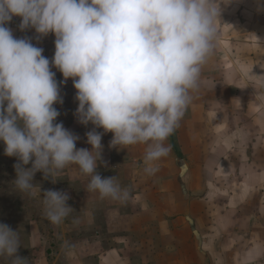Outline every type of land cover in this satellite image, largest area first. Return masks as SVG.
<instances>
[{
	"label": "clouds",
	"instance_id": "1",
	"mask_svg": "<svg viewBox=\"0 0 264 264\" xmlns=\"http://www.w3.org/2000/svg\"><path fill=\"white\" fill-rule=\"evenodd\" d=\"M238 2L0 0V141L5 155L18 161L15 188L34 195L37 172L56 183L55 177L74 165L90 177L88 193L126 201L129 190L117 177L97 171L103 135L113 133L110 147L118 150L143 145L144 171L155 172L171 151L166 141L203 82L202 68L218 43L221 5ZM14 16L22 18L21 31L55 34L51 61L29 38L14 37L6 26ZM50 65L62 72L64 82L73 78L79 102L75 115L81 124L94 126L86 133L91 150L78 149L80 137L56 122L60 113L54 105L63 98ZM41 195L44 215L54 225L74 211L66 191ZM20 247L18 230L0 223V258L27 264ZM262 257L264 243L246 252L244 261L255 264Z\"/></svg>",
	"mask_w": 264,
	"mask_h": 264
},
{
	"label": "rangeland",
	"instance_id": "2",
	"mask_svg": "<svg viewBox=\"0 0 264 264\" xmlns=\"http://www.w3.org/2000/svg\"><path fill=\"white\" fill-rule=\"evenodd\" d=\"M256 1V11L252 10V0H239L238 3L221 5L223 12L221 20L217 22L219 38L215 48V51L221 57L222 55L226 57L228 52L235 58L238 64L241 63L242 66L245 65L251 69L256 65H264V11H258V8L264 5V0ZM14 37L29 38L34 46L44 50L43 55L49 58L50 61L54 57L56 40L54 33H49L47 36H39L34 28H29L20 31ZM50 67L56 74L55 78L59 84L60 94L63 98L62 104L57 103L54 105L60 113L56 122H62L65 128L80 137L76 143L78 149L87 148L91 150L92 146L87 143L86 133L91 131L94 126L91 123L87 126L81 124L75 115L79 102L75 99L77 90L74 87L73 78H68L64 82L65 78L62 72L55 66L50 65ZM214 67L215 62L210 58L203 66L202 73L207 68L212 71ZM204 98H200V96L198 97L194 94L193 103L200 102L201 105L197 107L194 104L191 108L189 105L184 116L188 118L190 112L196 108L205 110ZM221 114L220 109L219 115ZM188 124L187 121L182 124L180 123L179 127L166 141L167 143L171 141L169 144L171 148L174 143L178 145L181 142V145L186 149L185 154L182 156V161L179 163V161L175 160L177 164L174 166L175 162L172 159H167L171 156V154H168L166 158H162L157 162L156 171L151 173L152 175L144 171L143 145H135L127 149L118 150L110 147L113 133L108 132L103 135V162L99 163L97 171L102 177L116 176L120 185L129 190V198L123 202L114 201L110 198H101L99 193H88L86 189L90 177L80 174L78 168L74 165L68 166L55 177L57 179L56 183H53L51 179H45L42 172H37L34 176V183L36 185L35 194L29 195L20 192L13 184V181L16 179L14 165L18 162L17 158L5 155V145L0 141V223H5L13 230H18L21 242L18 254L27 258V264H59L60 250L63 244H65L66 249L68 246L79 242L92 244L95 241H102L105 248L110 247L111 251L107 254H110L114 259L126 254L132 258L133 264H146V256L141 251L132 249L131 247L142 244L144 238L148 237L147 230L143 233L142 227H140L132 234L121 232L110 233L111 216L115 218L120 213L142 211V200L144 196L148 195L147 192L150 191L148 188L146 190L143 188L145 186L144 179H147L148 175H151L154 178L152 183L156 187V177L160 173V168H163L161 170V179H164L166 185L168 184L169 187H173L174 176L180 174V166H186V168L196 167L193 164L194 162H191L193 159L191 156V144L199 141L191 139L190 136L178 138L179 133L184 132V129L189 127ZM216 126L219 127L220 125L206 124L204 122L194 125L202 133L201 142L204 143L207 154H211L212 150L217 151L214 156L216 162L220 165L217 166L215 179L219 187L222 185L225 187L227 178L229 177L232 181L231 190H237L239 185L237 181H240L244 176V172L239 171V163H245L249 157H253L252 152L255 147L261 148L264 151V133L260 134L262 135L260 139H256L254 142L250 141V146H247V144L243 145V143L231 145L232 148H230V154H228L226 148L229 145H223L224 143L222 144L217 139L216 134L214 133L213 135ZM97 131L103 132V129H97ZM262 131L264 132V128H262ZM246 133H253V130L246 128ZM222 148L226 152H223ZM222 154H224L223 157ZM223 159L228 164V170L224 172L219 169ZM166 163H170V165ZM26 167H31V163ZM198 170L197 175L199 176L202 174L201 167ZM261 175L262 177L258 183L262 185L257 189H251V197H255L256 195L260 200L262 194L264 195V174ZM196 178L195 172L191 175L187 171L184 182L185 187L189 188L191 182L197 181ZM198 179L200 181V178ZM50 189L66 191L71 197L68 204L73 207L74 211L59 225L52 224L44 215L41 194ZM189 189L191 190V188ZM95 199H104V207L102 210H96V218L92 216V212H89V217L84 219L90 208L93 206L97 207V204H94ZM223 206L222 199L218 197L214 198L211 208L216 212ZM193 226L195 227V231L192 235L185 236L184 232H182V235H178V239L181 242L179 252H166L169 261L180 258L183 264H205L204 252L198 250L204 240V237L201 236L203 231L200 232L199 229H204V227H197L195 224ZM33 227L38 231L35 237H32ZM209 228L207 231L212 232L216 240L217 231L213 228L210 230ZM179 231H182V229L179 228ZM202 235H204V232ZM168 238L167 242H170V236ZM70 254L75 256L73 252H69V256H71ZM213 255L214 262L210 258L213 264H224L227 262L221 250H216ZM0 264H9V262L6 259L0 258Z\"/></svg>",
	"mask_w": 264,
	"mask_h": 264
},
{
	"label": "crops",
	"instance_id": "3",
	"mask_svg": "<svg viewBox=\"0 0 264 264\" xmlns=\"http://www.w3.org/2000/svg\"><path fill=\"white\" fill-rule=\"evenodd\" d=\"M256 3V0H252L253 11H256ZM210 58L214 60L215 67L212 71L207 68L202 73L203 82L200 89L194 93L200 98L205 97L206 109L196 108L190 112L188 118L183 116L180 123L187 121L189 127L178 135L179 139L190 136L191 139L199 141L191 144V162H194L196 167L180 166V174L174 176L173 187H169L164 179H161L163 168H160L156 187L152 183V174L144 179L143 188L150 191L142 200V211L120 213L115 218L111 216L110 233L132 234L140 227L143 233L147 230L148 237L144 238L142 244L131 247L146 256V264H183L177 257V260L169 261L166 252H179L181 242L178 235H182V232L185 236L192 235L195 231L194 224L204 227L199 229L204 232V235L203 232L201 234L204 237L203 243L196 249L204 252L205 264H213L210 258L214 262L213 254L216 250L223 252L225 261L227 259L224 264H245V253L264 243V195L262 194L261 200L256 195L251 197V189L262 185L258 182L261 174H264V151L255 147L253 157H249L245 163H239V171H243L244 176L237 181V190H231L232 181L229 177L226 186L219 187L215 179L217 166L220 165L214 156L217 151L212 150L211 154H207L205 145L201 142L202 133L194 127L203 122L220 125L216 126L213 135L215 133L223 145H229L226 148L228 154L231 145L235 143L250 146L251 142L260 139V134L264 133V65H256L253 69L242 66L228 52L226 57H221L214 51ZM194 104L192 101L190 108ZM200 105V102L195 104L197 107ZM246 128L252 129L253 133L247 134ZM170 143L171 141L167 144ZM226 150L222 148L223 152ZM185 152L181 142L178 145L174 143L169 153L171 156L167 159L180 163ZM222 161L219 169L224 172L228 170V164L225 159ZM176 164L175 162L174 166ZM199 167L202 174L198 176ZM187 171L191 175L195 172L197 177V181L189 185L191 190L184 184ZM218 197L222 199L224 206L215 212L211 205L214 198ZM103 202L104 199H95L94 204H97V207L90 208L84 219L89 217V212L96 218V210H102ZM178 227L182 231H179ZM208 227L217 231L216 240L213 233L207 231ZM37 233V229L33 227L32 237ZM168 236L170 242H167ZM65 247L63 244L60 250L59 264H133L129 255L114 259L107 254L111 251L110 247L105 248L102 241L92 244L79 242L66 249ZM69 252H73L75 256H69ZM255 264H264V257L256 260Z\"/></svg>",
	"mask_w": 264,
	"mask_h": 264
},
{
	"label": "built area",
	"instance_id": "4",
	"mask_svg": "<svg viewBox=\"0 0 264 264\" xmlns=\"http://www.w3.org/2000/svg\"><path fill=\"white\" fill-rule=\"evenodd\" d=\"M21 19H22L21 17L14 16L13 20L8 25H6L7 27H10L12 29L14 36L21 31L19 28Z\"/></svg>",
	"mask_w": 264,
	"mask_h": 264
}]
</instances>
